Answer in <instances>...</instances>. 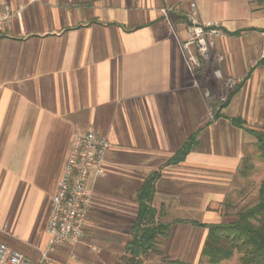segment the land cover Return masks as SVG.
I'll return each instance as SVG.
<instances>
[{
	"label": "crops",
	"instance_id": "obj_1",
	"mask_svg": "<svg viewBox=\"0 0 264 264\" xmlns=\"http://www.w3.org/2000/svg\"><path fill=\"white\" fill-rule=\"evenodd\" d=\"M191 4L223 32L197 77L183 55ZM4 9L20 17L0 28V243L35 262L46 252L49 264H117L137 191L153 176L151 206L170 228L157 239L161 256L142 264L201 258L207 230L186 222L225 223L226 184L216 176L235 174L252 137L237 104L248 103L246 88L264 74L262 36L253 32L264 28L258 0H0ZM217 70L247 84L207 125L205 95L221 90ZM87 132L110 144L105 173L94 183L90 175L83 240L51 245V199L73 136ZM192 135L189 154L170 164Z\"/></svg>",
	"mask_w": 264,
	"mask_h": 264
},
{
	"label": "built area",
	"instance_id": "obj_2",
	"mask_svg": "<svg viewBox=\"0 0 264 264\" xmlns=\"http://www.w3.org/2000/svg\"><path fill=\"white\" fill-rule=\"evenodd\" d=\"M161 12L165 16L168 13L166 9H162ZM14 17H20L19 11L11 12L4 9L0 12V28L9 24ZM186 20L187 40L183 43V55L187 69L193 73L200 66L192 50L193 46L196 47L198 54L204 57L212 46L213 39L222 36V32L217 23H201L194 4L190 5ZM218 111L219 108L215 112ZM109 149V142L93 132L73 136L65 165L51 199L47 223L51 245H74L83 240L93 198V189L89 185L90 175L92 183L104 175V158ZM49 262L50 257L46 252L41 254L38 262H35L0 243V264H49Z\"/></svg>",
	"mask_w": 264,
	"mask_h": 264
},
{
	"label": "trees",
	"instance_id": "obj_3",
	"mask_svg": "<svg viewBox=\"0 0 264 264\" xmlns=\"http://www.w3.org/2000/svg\"><path fill=\"white\" fill-rule=\"evenodd\" d=\"M258 4L264 13V0H258ZM233 34L237 35L239 32ZM261 63L264 64V61ZM235 123L238 127H243L242 120L236 119ZM245 131L254 136L257 149L261 157H264V135L249 129ZM194 141V135L190 136L169 163L177 164L183 161L192 150ZM153 182V176L146 178L137 191V212L131 226V238L125 246V255L117 264H142L147 255L161 256L157 248V239L168 235L170 225L159 223L156 217L157 211L151 206L154 193ZM186 223L207 230L201 255L210 264H219L235 255H238L240 264H264V191L262 188L256 203L240 211L236 219L230 223L210 225L194 221Z\"/></svg>",
	"mask_w": 264,
	"mask_h": 264
},
{
	"label": "rangeland",
	"instance_id": "obj_4",
	"mask_svg": "<svg viewBox=\"0 0 264 264\" xmlns=\"http://www.w3.org/2000/svg\"><path fill=\"white\" fill-rule=\"evenodd\" d=\"M198 20L204 24L217 23H205L199 18ZM217 24L220 26L222 32L221 25L219 23ZM187 25L188 22L185 18V28ZM253 32L254 34L262 36V52L259 60L264 61V28L253 29ZM211 47L206 53V56L202 57L196 51V47L193 46L192 50L199 61V69L203 67L205 61L209 58L208 55L211 52ZM198 70L196 69L191 73L193 74V77H197ZM216 74L221 82V90L215 97L209 93L205 95L207 125L212 124L215 121V118L224 110V107L228 104L235 91L239 87H244L247 84V79L243 75L222 76L218 70L216 71ZM248 90L251 92L249 95L250 97L248 98V103L246 102V97L240 100L239 104H237V109L239 108L238 112L240 110L245 116V129L256 131L264 135V74H260L256 81V85L249 89L247 87L246 91ZM217 108H219V111L215 112ZM252 137L254 138V136ZM252 137H249L248 135L246 136L242 162L235 174H222L216 176V178L219 179H216L217 181L226 184V186H222V192L225 196L221 207L224 215L223 221L225 223L234 221L240 211L254 205L258 199L260 189L262 188L264 191V157H261L257 145L255 144L256 139H253ZM213 190L215 193L219 192V190ZM180 258L188 260L190 262L189 264H210L206 258L202 257V255L201 258L198 259L195 258L194 255H189V257L185 255ZM219 264L240 263L238 262V255H235L231 259L222 261Z\"/></svg>",
	"mask_w": 264,
	"mask_h": 264
}]
</instances>
